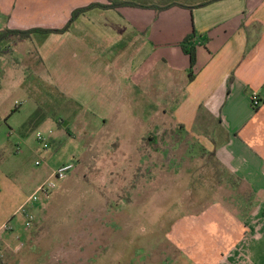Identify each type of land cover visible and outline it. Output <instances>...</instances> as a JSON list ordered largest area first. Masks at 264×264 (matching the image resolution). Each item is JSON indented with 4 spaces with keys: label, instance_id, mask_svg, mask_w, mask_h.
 Listing matches in <instances>:
<instances>
[{
    "label": "crops",
    "instance_id": "obj_1",
    "mask_svg": "<svg viewBox=\"0 0 264 264\" xmlns=\"http://www.w3.org/2000/svg\"><path fill=\"white\" fill-rule=\"evenodd\" d=\"M118 2L145 7L93 8L66 32L3 41L0 94L11 64H22L103 125L140 120L143 134L136 140L147 136L151 158L157 151L156 131L178 126L191 147H201L200 157L207 154L202 159L209 163L213 157L211 166L220 164L223 175L221 183L215 176L216 182L233 183L234 188L240 184L248 197L240 201L242 214L220 200L217 208L193 210L194 222L217 237L209 242L217 247L210 259L198 262L200 253L190 247L183 225L173 237L193 264H264V0H0V31L62 30L74 11ZM173 4L194 8L156 9ZM187 38L196 47L193 68L181 48ZM7 58L11 64L3 61ZM253 93L261 100L258 108L253 107ZM15 103L14 112L21 105ZM150 110L148 117L140 113ZM14 112L0 97V131L5 136L12 135ZM153 120L158 130H146ZM20 192L0 173V245L11 243L4 236L15 232V218H25L31 195ZM29 208L39 210L37 203ZM215 217L232 224L223 221L222 232ZM204 241L199 243L202 250Z\"/></svg>",
    "mask_w": 264,
    "mask_h": 264
},
{
    "label": "rangeland",
    "instance_id": "obj_2",
    "mask_svg": "<svg viewBox=\"0 0 264 264\" xmlns=\"http://www.w3.org/2000/svg\"><path fill=\"white\" fill-rule=\"evenodd\" d=\"M10 69L0 97L13 112L16 101L21 105L11 119L12 135L0 131V173L29 196L53 178L52 170L76 163L50 197L37 202L29 230L24 216L15 218V232L4 236L11 243L0 245L4 264H193L173 237L181 225L190 247L200 253L198 262L212 257L217 247L209 242L217 237L194 222L193 210L217 208L220 200L242 214L240 201L248 192L240 184H218L200 146L191 155L190 140L172 124L156 131L157 151L148 157L147 136L136 140L143 134L140 120L103 125L31 69L22 64ZM140 113L148 117L151 110ZM149 123L146 130H158L156 120ZM227 220L215 217L214 222L223 232V221L232 224Z\"/></svg>",
    "mask_w": 264,
    "mask_h": 264
},
{
    "label": "trees",
    "instance_id": "obj_3",
    "mask_svg": "<svg viewBox=\"0 0 264 264\" xmlns=\"http://www.w3.org/2000/svg\"><path fill=\"white\" fill-rule=\"evenodd\" d=\"M122 6H137V7H145L142 5H138V4H133V3H127V2H118V3H112L111 5H91L89 7L86 8H82L79 9L77 11H74L72 13V17L70 19V21L68 22L67 26L62 29V30H43V29H30V30H9V29H5L3 31H0V44L10 38H16L19 41L25 42V41H29L31 40L32 36L36 33H41V34H50V33H63L69 30L70 26L74 23V21H76L81 15L85 14L88 10L93 9V8H100V9H116L117 7H122ZM172 6H180V7H187L190 9H193L194 7H188V6H184V5H169L167 7H156L157 10H164L166 8H170ZM204 6V4L199 5V7ZM189 39L187 38L185 40V42L181 45V48L183 50V52L188 55L190 57L191 60V68L194 67L195 63H196V47L195 46H190L189 45ZM3 51H0V53H2ZM183 128V127H181ZM180 128V129H181ZM183 130V129H182ZM194 145V144H193ZM195 148L196 146H192L190 149V153L193 154L195 152ZM203 152V151H202ZM203 156V158H205L207 156V154L205 152H203V154H201V157ZM211 160L209 161H214L213 157H209ZM209 164L211 165L212 163L209 162ZM214 167L215 173H216V178H218L219 182L221 181L222 175H223V170L219 165H212ZM221 183V182H220ZM0 264H4V261H0Z\"/></svg>",
    "mask_w": 264,
    "mask_h": 264
},
{
    "label": "built area",
    "instance_id": "obj_4",
    "mask_svg": "<svg viewBox=\"0 0 264 264\" xmlns=\"http://www.w3.org/2000/svg\"><path fill=\"white\" fill-rule=\"evenodd\" d=\"M252 104L254 108H258L261 105V100L258 97L257 93H253L252 96ZM38 139L41 141H44L45 139L43 138L42 134H38L37 135ZM37 165H39L40 163L37 162ZM75 169V163L73 162H69V163H65L63 165H61L60 167H58L56 169V171L53 174V178L50 181L44 182L42 183L37 191L31 195L24 208L25 209V230H29L35 220V213L32 209H30V206L35 205L37 202H39L41 200V198H45L48 199L50 197V195L58 188V183L65 181L67 179V177L73 172V170ZM8 228V226L4 227V229L6 230ZM3 253L0 250V261L3 259Z\"/></svg>",
    "mask_w": 264,
    "mask_h": 264
}]
</instances>
